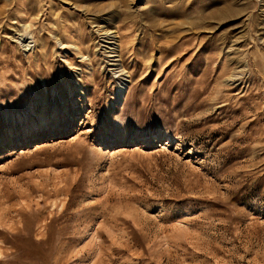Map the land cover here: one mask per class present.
<instances>
[{"label": "rangeland", "instance_id": "374dc122", "mask_svg": "<svg viewBox=\"0 0 264 264\" xmlns=\"http://www.w3.org/2000/svg\"><path fill=\"white\" fill-rule=\"evenodd\" d=\"M0 264H264V0H0Z\"/></svg>", "mask_w": 264, "mask_h": 264}, {"label": "bare ground", "instance_id": "6f19581e", "mask_svg": "<svg viewBox=\"0 0 264 264\" xmlns=\"http://www.w3.org/2000/svg\"><path fill=\"white\" fill-rule=\"evenodd\" d=\"M221 4V3H220ZM232 9L233 8H231V7H227L225 4L223 5V6H220V7H218V9L216 10L217 11V13H219V14H223V13H225L226 11H228V12H230V11H232ZM215 12V11H214ZM204 14V13H203ZM215 14V13H214ZM222 16H224V15H222Z\"/></svg>", "mask_w": 264, "mask_h": 264}]
</instances>
